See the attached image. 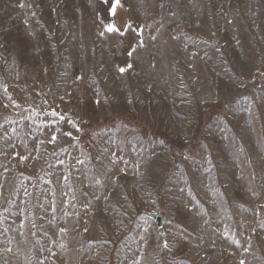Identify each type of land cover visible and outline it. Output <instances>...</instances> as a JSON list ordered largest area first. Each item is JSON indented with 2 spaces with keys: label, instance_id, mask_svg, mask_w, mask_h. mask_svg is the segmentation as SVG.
<instances>
[{
  "label": "rangeland",
  "instance_id": "obj_1",
  "mask_svg": "<svg viewBox=\"0 0 264 264\" xmlns=\"http://www.w3.org/2000/svg\"><path fill=\"white\" fill-rule=\"evenodd\" d=\"M241 262L264 264V0H0V264Z\"/></svg>",
  "mask_w": 264,
  "mask_h": 264
},
{
  "label": "water",
  "instance_id": "obj_2",
  "mask_svg": "<svg viewBox=\"0 0 264 264\" xmlns=\"http://www.w3.org/2000/svg\"><path fill=\"white\" fill-rule=\"evenodd\" d=\"M148 215H150L156 222V227L158 229V231L161 233L162 237L164 238V229L162 226V218L155 213H148Z\"/></svg>",
  "mask_w": 264,
  "mask_h": 264
},
{
  "label": "snow or ice",
  "instance_id": "obj_3",
  "mask_svg": "<svg viewBox=\"0 0 264 264\" xmlns=\"http://www.w3.org/2000/svg\"><path fill=\"white\" fill-rule=\"evenodd\" d=\"M21 7H23V5L21 4ZM107 27V30L108 31H113L114 30V28L112 27V26H106ZM101 35H103V33H101ZM131 54V53H130ZM129 67H130V65H129ZM119 71H121V72H124L125 71V69L124 68H121V69H119ZM67 135H71V133H67ZM55 140V136H53V141ZM21 159H23V157H21ZM241 264H243V262H241Z\"/></svg>",
  "mask_w": 264,
  "mask_h": 264
}]
</instances>
